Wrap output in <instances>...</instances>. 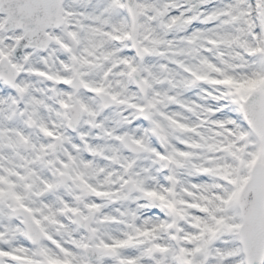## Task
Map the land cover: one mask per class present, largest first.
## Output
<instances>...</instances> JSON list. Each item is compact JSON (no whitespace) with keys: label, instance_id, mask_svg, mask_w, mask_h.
<instances>
[{"label":"snow or ice","instance_id":"obj_1","mask_svg":"<svg viewBox=\"0 0 264 264\" xmlns=\"http://www.w3.org/2000/svg\"><path fill=\"white\" fill-rule=\"evenodd\" d=\"M0 264H264V0H0Z\"/></svg>","mask_w":264,"mask_h":264}]
</instances>
